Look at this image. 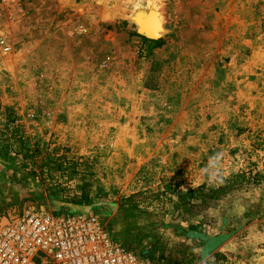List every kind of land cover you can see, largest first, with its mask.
I'll list each match as a JSON object with an SVG mask.
<instances>
[{"label":"rangeland","instance_id":"obj_1","mask_svg":"<svg viewBox=\"0 0 264 264\" xmlns=\"http://www.w3.org/2000/svg\"><path fill=\"white\" fill-rule=\"evenodd\" d=\"M5 124L36 160L0 156V221L96 214L154 264H264V0H0Z\"/></svg>","mask_w":264,"mask_h":264},{"label":"built area","instance_id":"obj_2","mask_svg":"<svg viewBox=\"0 0 264 264\" xmlns=\"http://www.w3.org/2000/svg\"><path fill=\"white\" fill-rule=\"evenodd\" d=\"M0 264H154L118 242L96 214L29 207L0 221Z\"/></svg>","mask_w":264,"mask_h":264},{"label":"trees","instance_id":"obj_3","mask_svg":"<svg viewBox=\"0 0 264 264\" xmlns=\"http://www.w3.org/2000/svg\"><path fill=\"white\" fill-rule=\"evenodd\" d=\"M146 42L149 44L148 45L149 48L155 47L159 43V41L157 40H149V39H146ZM6 118H8L7 115H6ZM8 127L9 125L5 124L3 128H0V156L8 157L9 148H11V144H17L18 149L16 150V153L21 154L22 156H24V158L27 159L24 162L25 164H27L26 162H29V161L31 162V161L36 160L35 153L26 147L24 139L22 137H18L15 134V130H12V133H8ZM45 160L47 164H50V162H52L50 158L45 159ZM243 177H244L243 174L238 175L236 177V181H225L224 183H221L217 187H209L207 188L208 189L207 192H205L206 186L201 185L196 190H192L191 195L196 194V197L198 196L201 197V204L208 207L210 206V203H209L210 200H214L215 202H217L220 199H222L224 196H226L227 194L232 193L234 189L238 190L239 187H236L235 184L237 185L238 183L241 184L242 182H239L238 179L243 178Z\"/></svg>","mask_w":264,"mask_h":264},{"label":"bare ground","instance_id":"obj_4","mask_svg":"<svg viewBox=\"0 0 264 264\" xmlns=\"http://www.w3.org/2000/svg\"><path fill=\"white\" fill-rule=\"evenodd\" d=\"M147 18L142 17L143 21H140L142 24L141 26L143 30H145L146 33L150 34L152 37H155V38L160 37L163 33V26H162L160 17L155 16V14L154 15L151 14L150 18L148 19ZM139 20H141V17Z\"/></svg>","mask_w":264,"mask_h":264},{"label":"water","instance_id":"obj_5","mask_svg":"<svg viewBox=\"0 0 264 264\" xmlns=\"http://www.w3.org/2000/svg\"><path fill=\"white\" fill-rule=\"evenodd\" d=\"M138 32H139L140 34L144 35L146 38L151 39V40H156V39L159 38V37H158V38L152 37L150 34L146 33V31L143 30V28H142L141 25H140V27H139V29H138Z\"/></svg>","mask_w":264,"mask_h":264}]
</instances>
